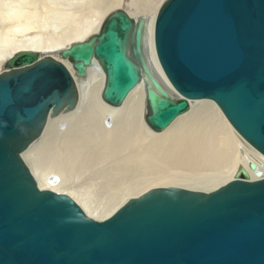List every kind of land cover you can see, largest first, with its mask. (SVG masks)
Listing matches in <instances>:
<instances>
[{
    "label": "water",
    "instance_id": "water-1",
    "mask_svg": "<svg viewBox=\"0 0 264 264\" xmlns=\"http://www.w3.org/2000/svg\"><path fill=\"white\" fill-rule=\"evenodd\" d=\"M147 20L110 13L98 32L59 49L15 54L0 73V264H264V175L255 162L204 192L152 188L110 216L88 217L69 195L40 188L24 152L49 119L72 110L79 80L104 74L101 100L119 107L143 84L144 121L162 132L189 101L217 105L264 158V0H168Z\"/></svg>",
    "mask_w": 264,
    "mask_h": 264
},
{
    "label": "bare ground",
    "instance_id": "bare-ground-1",
    "mask_svg": "<svg viewBox=\"0 0 264 264\" xmlns=\"http://www.w3.org/2000/svg\"><path fill=\"white\" fill-rule=\"evenodd\" d=\"M1 1L3 0H0V73L5 71V63L21 51L36 50L41 54L56 57L55 54L59 49L98 32L110 13L121 11L130 18L147 20L145 42L150 69L169 92L171 91V86L157 60L153 44L155 18L161 6L168 0H158L151 13L143 8L144 3L139 4L140 0H8L7 2L12 4L7 7H3L5 3ZM131 8L136 10L134 15L130 13ZM14 30L19 34L14 35ZM78 84L79 97L75 107L68 112H60L48 120L41 134L24 152V159L27 164L26 159L30 158V154L34 157L33 153L38 146L44 144L42 142L46 140L44 135L48 129L57 124H65V131L72 126L75 130H84L85 133L80 131L77 134L80 138L92 137L101 143L108 142V148L97 147L89 154H78L84 157L79 165L73 164L69 158V147L64 148L61 156L53 158V145L50 142V156L44 158V161L41 160L35 171L29 167L40 188L65 193L80 207L81 203L79 204L76 200L81 199L87 207L85 209L87 212L81 208L88 217L102 220L115 212L128 199L137 197L152 188L175 186V183L186 182L193 185L182 184L177 187L209 192L232 180L235 172L241 167L247 169L250 179H256L253 172L248 169L249 162H255L258 170H261L264 175V158L234 130L217 105L209 100L189 101V111L175 119L162 131L163 133L159 132L161 133L159 134L150 130L144 121L145 95L142 83L129 92L119 107L108 106L101 100L104 74L98 66L92 67L87 77L80 79ZM197 102L208 103L210 108L218 110L223 118L217 114L244 143L239 142L235 134L230 135L226 128L224 132H221L219 127L222 125L211 127L210 124L214 125L215 121L203 109L204 103ZM194 106H198L202 113H193ZM132 112L139 114L135 122L128 126L127 121ZM96 116L98 119L94 121ZM201 117L204 121L206 120L205 129L210 127L213 133L205 132L202 137H198L199 129L197 130L195 125ZM81 124L83 127L80 126ZM67 133L63 135L64 143L71 137H67ZM188 140L193 141L191 148L187 146ZM183 143L185 145L183 147L187 146L185 150L180 149ZM149 144L152 145L147 149ZM109 159L122 166L128 167L129 164H133L135 168L129 166L130 171L126 170L129 175L119 176L120 181H116L118 178L114 174H110L114 179L113 182L102 180L101 182L100 178L90 180L88 177L91 172H87L88 167L84 166L96 167L97 170L98 166H102ZM90 162L93 165H89ZM73 166H79L83 173H80V168L73 169ZM194 168L198 170L197 175L202 179L189 175ZM111 170L114 171V168ZM97 172L95 177L102 176L97 175ZM85 174L88 180L81 182ZM134 178L139 180L134 181ZM206 183L212 187L197 188V186L204 187ZM188 186L197 189L187 188ZM102 187L105 190L102 191L100 189ZM100 212L104 214L100 216Z\"/></svg>",
    "mask_w": 264,
    "mask_h": 264
},
{
    "label": "rangeland",
    "instance_id": "rangeland-1",
    "mask_svg": "<svg viewBox=\"0 0 264 264\" xmlns=\"http://www.w3.org/2000/svg\"><path fill=\"white\" fill-rule=\"evenodd\" d=\"M8 0H3V1H1L3 4L5 3L6 4V2H7ZM155 1V2H154ZM158 0H140V3L139 4H141V3H144V9H146L147 10V12L149 11L150 13L152 12V10L154 9V6L156 5V2H157ZM9 2V1H8ZM7 2V3H8ZM11 2V1H10ZM59 2H62V1H59ZM148 3H150L149 4V6H148ZM152 3V4H151ZM1 4V3H0ZM2 4V5H3ZM4 4V6L3 7H7L8 5H11L10 3H8V4H6L5 5ZM14 4V3H13ZM145 4H147V5H145ZM151 8V9H150ZM5 9V8H4ZM148 12V13H149ZM132 15H134V13H136V10L134 9V8H131V12H130ZM17 34H19L18 32H15V30H14V35H17ZM9 37V36H8ZM11 37V36H10ZM9 37V38H10ZM13 37V36H12ZM11 37V38H12ZM1 41V40H0ZM166 80V79H165ZM167 82V81H166ZM168 84V83H167ZM169 85V84H168ZM197 103H204L203 104V106H204V110L205 111H207V113H208V115L215 121V124L213 125V124H210V126L212 127V126H221V127H219V129H220V131L221 132H224L225 131V128H226V131H229V134L230 135H233V134H235V132H232L233 130L232 129H230L229 128V125L224 121V119H222L223 117L221 116V114L219 113V111L217 112L216 110H214V109H212V108H210L207 104H205V102H197ZM207 105V106H206ZM198 106H194V108H193V113H202V112H200L199 111V109L197 108ZM208 108H210V110H208ZM138 110V109H137ZM211 110H213V111H211ZM195 111V112H194ZM214 112H216V113H214ZM134 113V114H133ZM222 117H220L218 114ZM137 114V115H136ZM138 112H132V114L131 115H129V120L127 121V124H128V126L134 121L135 122V120L137 119V117H138ZM218 116H217V115ZM221 118V119H220ZM97 116L95 117V119H94V121H97ZM201 120V121H200ZM222 120V121H221ZM200 121V122H199ZM222 122V123H221ZM203 123V124H202ZM226 123V124H225ZM199 126H198V125ZM202 125V126H201ZM76 126V125H75ZM81 127H83V125L81 124L80 125ZM196 127H197V130H198V137H202V134L203 133H205V132H207V133H213V131H212V128H208V129H205V126H206V120L204 121V118L203 117H201L199 120H198V122L196 123V125H195ZM201 126V127H200ZM204 126V127H203ZM225 126V127H224ZM74 126H72V127H70L67 131H68V133H67V131H65L66 130V127H65V124H57V125H55L54 127H51V129L49 128L48 129V132H46V134L44 135V137L46 138V140H44L42 143H44V144H42L41 146H38V148L36 149V151L33 153V156L34 157H31V154H30V158H27L26 160H28L27 161V164L29 165V167L33 170V171H35L36 169H37V166H39V163H41L42 161H44L46 158H48L49 156H50V154H51V150H49V148H50V142H52V145H53V148H52V151H53V153H52V155H53V158H55V157H59V156H61L60 154L61 153H64V150L66 149V148H68L69 150H68V155H69V158L71 159V161H72V163L73 164H75V165H79L80 163H81V161H82V157L83 156H80L82 153H84V154H89L90 153V151H93L92 149H96L97 147L98 148H102V149H104V148H108L109 147V145H108V142H106V143H104L103 141V143H101V142H98V140L97 139H92V137H88V138H80V137H78V133H80V131L82 132V133H85V131L84 130H79V129H74L73 128ZM57 128V129H56ZM73 128V129H72ZM62 129V130H61ZM71 129V130H70ZM205 129V130H204ZM74 132H73V131ZM209 130V131H208ZM224 130V131H223ZM50 131V132H49ZM88 131V130H87ZM212 131V132H211ZM72 132V133H71ZM64 133H67V137L68 136H71L70 137V140H68V142H65L64 143V136H65V134ZM163 133V132H162ZM48 134H49V136H48ZM152 134H155V135H157L156 133H152ZM159 134H161V133H159ZM158 134V135H159ZM200 134V135H199ZM46 135H47V137H46ZM64 135V136H63ZM88 135V134H87ZM73 136V137H72ZM234 136H236L235 138L237 139V140H239V142H241L242 140L240 139V138H238L237 137V135L235 134ZM56 137H57V139H56ZM62 138V139H61ZM78 139V140H77ZM91 139V140H90ZM205 139V138H204ZM216 139V138H215ZM85 140V141H84ZM90 140V141H89ZM217 140V139H216ZM46 141V142H45ZM58 142V143H57ZM79 142V143H78ZM85 142V143H84ZM243 142V141H242ZM244 143V142H243ZM48 144V145H47ZM65 144H67V145H65ZM187 143L185 142V145H186ZM192 144H193V141L192 140H188V148H191V146H192ZM152 144H149L148 145V148L147 149H149V147L151 146ZM182 145V146H181ZM180 146L182 147V148H180V149H182V150H185V148L187 147H183V146H185L184 145V143L183 144H181ZM66 146V147H65ZM65 148V149H64ZM84 148V149H83ZM184 148V149H183ZM90 149V150H89ZM80 150H82L83 152H79ZM89 150V151H88ZM69 151H70V153H69ZM104 150H102V152H103ZM77 152V153H76ZM79 152V153H78ZM50 153V154H49ZM40 154V155H39ZM71 154V155H70ZM78 154H80V155H78ZM58 155V156H57ZM64 155V154H63ZM45 158V159H44ZM37 159V160H36ZM42 160V161H41ZM83 160H84V157H83ZM109 162H111V160L109 159L108 161H106V162H104L103 164H102V166H98L97 167V170H96V167H90V166H84V167H88L87 168V172L89 171V172H91V175H89V177L88 178H90V180H94V179H99L100 178V181L102 180L103 182H113V178H112V175L114 174V175H117V178L118 179H116V181H120L121 179H119V176H122V177H125L126 175H129L127 172H126V170L127 171H130V169H129V166H132V168H135V167H133L134 165L133 164H129V166L127 167V166H122L121 164H119V163H115L114 161H112L110 164H109ZM114 162V164H112ZM91 163V164H90ZM89 163V165H93L92 164V162H90ZM108 164V165H107ZM107 165V166H106ZM232 166V165H231ZM80 167L79 166H73V169H79ZM111 168H114V171H112L111 170ZM127 168V169H126ZM129 169V170H128ZM82 169L80 168V173L82 174L83 173V170L81 171ZM221 170H223V169H221ZM96 171H98L97 172V175H102V176H100V177H95L96 175ZM109 171V172H108ZM197 171V172H196ZM216 171H220V170H217L216 169ZM86 172V173H87ZM101 173V174H100ZM108 173V174H107ZM110 174H112V175H110ZM196 174V175H195ZM198 174V170L196 169V168H194V170L192 171V173L191 174H189L190 176H198V178H200V179H202L199 175H197ZM87 175L85 174V175H83V177H85V178H83V180L82 179H80V181L81 182H85L86 180H88L87 179V177H86ZM137 180H139V178H134V181H137ZM101 181V182H102ZM193 185V184H188V183H175L174 185L175 186H180V185ZM160 186H162V185H160ZM206 186H208V187H206ZM182 187V186H181ZM186 187V186H185ZM206 188V189H209L210 187H212V186H210V184L209 183H206V185H204V187L203 186H197V188ZM215 187V186H214ZM187 188H192V189H197V188H194V187H187ZM198 188V189H199ZM216 188V187H215ZM102 191L103 190H105V188L104 187H102V188H100ZM100 189H98V190H100ZM78 200H76L80 205H81V207L85 210L87 207H85V203L80 199L79 200V198H77ZM95 203H97V204H100V202H95ZM102 203V202H101ZM85 212H87L86 210H85ZM102 214H104V212H100L99 213V215L101 216Z\"/></svg>",
    "mask_w": 264,
    "mask_h": 264
}]
</instances>
